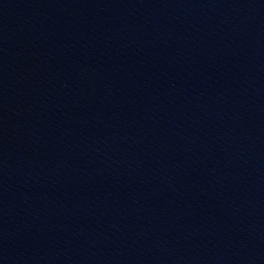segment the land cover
Returning a JSON list of instances; mask_svg holds the SVG:
<instances>
[{"label":"water","instance_id":"obj_1","mask_svg":"<svg viewBox=\"0 0 264 264\" xmlns=\"http://www.w3.org/2000/svg\"><path fill=\"white\" fill-rule=\"evenodd\" d=\"M0 264H264V0H0Z\"/></svg>","mask_w":264,"mask_h":264}]
</instances>
